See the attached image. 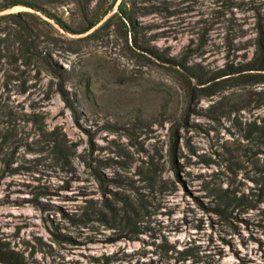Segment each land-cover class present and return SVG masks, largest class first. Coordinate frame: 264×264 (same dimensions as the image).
Returning <instances> with one entry per match:
<instances>
[{"label":"rangeland","instance_id":"374dc122","mask_svg":"<svg viewBox=\"0 0 264 264\" xmlns=\"http://www.w3.org/2000/svg\"><path fill=\"white\" fill-rule=\"evenodd\" d=\"M63 1L48 10L83 29ZM120 1L81 34L42 17L58 74L30 69L2 96L0 242L25 264H264V83L206 82L252 59L264 0H127L137 45Z\"/></svg>","mask_w":264,"mask_h":264},{"label":"trees","instance_id":"16d2710c","mask_svg":"<svg viewBox=\"0 0 264 264\" xmlns=\"http://www.w3.org/2000/svg\"><path fill=\"white\" fill-rule=\"evenodd\" d=\"M118 0H97L94 7H89L90 0H70V3L80 10L85 20H88L86 26L81 30H75L69 26L61 18L48 10V6L52 3L63 4V0H0V13L10 10L14 7H23L27 11H19L17 13H9L0 15V118L5 116L4 110L6 106L1 103L2 96L11 92V86L15 81L19 82V91L25 92V75L30 69H38L39 71H47L58 74L56 66L51 63V56L44 54L38 49V37L40 29L38 27L51 28V24L42 17L51 21L64 32L76 35L91 30L98 22H100L109 12L116 6ZM127 0H121L117 4V10L114 13L124 26L126 31L133 36V43H136V28L131 17V10L126 5ZM138 48L145 54L159 60L160 62L181 66L180 62L175 61L172 57L152 47L150 45H139ZM185 68V67H183ZM189 74L204 84L203 76L198 75L196 70L187 69ZM214 73L208 77L206 82H213L218 78L226 75L239 74L240 78H249L253 83H264V39H260L253 57L250 61L238 65L236 67L228 66L227 69ZM248 72V73H247ZM253 72V73H252ZM246 73V74H244ZM66 106L72 108L62 87L58 89ZM208 94V93H207ZM174 164V161H173ZM224 205H230L233 200L229 197H221ZM132 214L124 213L122 222L124 228L133 229V220L136 211L132 208ZM101 215V213H99ZM124 235H120L112 239L117 241ZM25 256L17 250L10 247L8 243L0 242V264H25Z\"/></svg>","mask_w":264,"mask_h":264}]
</instances>
